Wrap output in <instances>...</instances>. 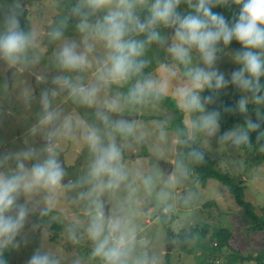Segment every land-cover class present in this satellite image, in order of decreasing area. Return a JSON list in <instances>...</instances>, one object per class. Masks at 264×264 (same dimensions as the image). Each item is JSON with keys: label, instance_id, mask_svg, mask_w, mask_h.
<instances>
[{"label": "rangeland", "instance_id": "374dc122", "mask_svg": "<svg viewBox=\"0 0 264 264\" xmlns=\"http://www.w3.org/2000/svg\"><path fill=\"white\" fill-rule=\"evenodd\" d=\"M196 2L193 0V4ZM152 3L154 0H147L145 5L136 7L140 22L150 18ZM188 6L185 4L179 13L184 15ZM20 7L29 19L27 35L32 42L16 63L0 58V173L13 174L21 162L31 168L46 159L51 148L62 164L64 176L55 192L40 190L20 197L19 202L30 211L24 228L7 245L12 248L7 264H28L37 250L49 254L59 264H104L93 255L95 244L88 236V228L98 213L105 226L104 235L109 234L110 223L118 219L121 229L113 237L131 238L128 264H196L197 245L192 244L191 253L182 252L168 238V231H189L201 223L230 231L228 247L223 251L226 256L235 251L255 254L263 248L264 233L247 229L249 222L243 208L226 184L214 176H208L202 184L198 181L192 170L190 150L179 143V136L169 128L174 114L160 99H170L181 108L191 143L214 161L217 170L241 179L244 198L261 215L264 162L256 164L241 149L233 148L234 138L222 139L225 133L234 130L221 133L219 127L210 136L193 127L203 115L213 110L220 113L222 104L231 96L252 103L247 91L229 83L219 89L218 97L205 103L203 89L198 91L203 111L181 107L177 89L190 86L186 72L206 66L196 49L191 50V62L187 65L174 59L169 48L174 43L175 30L163 25L155 28L161 39L145 44L143 55L138 58L145 66L139 73L126 82L104 83L99 77L105 66H110V49L98 37L95 25L108 9L89 14L85 0H75L73 6H60L54 0H0V34L4 33L9 17L15 16L20 26L16 15ZM145 10L149 13L142 14ZM85 16L92 27L82 32L78 25ZM57 30L62 35L54 39L50 34ZM125 39L146 41L147 31H132ZM65 44L76 45L77 52L86 55L88 63L84 68L71 71L59 66L58 54ZM218 49L214 66L231 81L233 71L241 68L235 59L238 48L221 42ZM58 77L86 88L97 86L95 102H82ZM165 78L166 93L152 91L139 103L130 98L129 92L138 82L151 79L159 83ZM44 92L48 94L47 111L55 114L54 120L47 124L42 123L46 114L42 103ZM66 122L71 125L70 131L64 127ZM117 122L126 125L127 130H118ZM93 128L103 145L114 140L120 149L125 179L118 187L100 190L90 176L96 153L90 149L86 136ZM29 151L34 155L25 159L23 153ZM107 179L104 177L105 182ZM213 201L214 205L204 206Z\"/></svg>", "mask_w": 264, "mask_h": 264}, {"label": "clouds", "instance_id": "9594fccd", "mask_svg": "<svg viewBox=\"0 0 264 264\" xmlns=\"http://www.w3.org/2000/svg\"><path fill=\"white\" fill-rule=\"evenodd\" d=\"M147 0H85L89 14H95L102 9H108L102 21L95 25L98 37L106 41V47L110 49L108 60L110 66H105L100 80L104 83L126 82L132 75L137 74L145 66V62L138 58L143 55L145 44L161 39L155 31L157 25L174 28V43L169 51L174 59L182 64H189L190 52L196 49L206 67L189 69L186 75L190 78V86L177 89L180 98V106L189 110L200 109L203 111L201 97L198 91L208 88L222 89L229 83L238 88L251 92L252 99L256 103H264V96L258 95L261 91L260 78L264 76V0H234L240 5L238 20L229 24L225 17L213 12L212 7L220 0H187L190 8H194L195 15L189 13L181 15L177 11L181 0H154L150 8V18L146 22H140L135 14L137 6L145 5ZM79 12V8L76 9ZM92 27L87 16L79 23L80 31H86ZM132 31L144 33L147 31L146 41L125 39ZM54 39L62 35L57 30L51 33ZM235 39L240 43L243 51L236 53V62L241 64L239 70L233 71L231 81L226 80L225 75L215 68L217 60L218 45H229ZM32 38L19 29V22L15 16L9 17L5 22V31L0 34V58L9 63H16L25 54ZM59 66L63 69L78 71L84 68L88 61L83 53L76 50V45L65 44L58 54ZM247 73V76L245 74ZM175 76V72L170 73ZM63 80V86L70 87L74 96H79L82 102L92 104L99 88L93 86L86 88L83 85L71 84L67 79ZM168 79L165 78L157 83L151 79L138 82L129 92L134 102H142L145 95L152 91L166 93ZM55 95V93H53ZM205 103L212 102L211 96L204 97ZM42 103L45 115L42 123H51L55 114L47 111L49 108L48 94H42ZM248 100L241 98L239 111H246ZM220 113L213 110L200 117L199 123L193 124L208 135H214L219 130ZM107 120V117H105ZM65 129L71 130V125L66 122ZM249 130L259 127L251 119L247 120ZM116 128L120 131L127 130L122 122H117ZM234 138V143L248 141L249 137L243 130L225 133L222 139ZM86 140L92 152L96 153L90 176L97 181L96 188L103 190L105 187H118L119 182L125 179L122 172L121 152L114 140L107 146L103 145L101 137L96 129H89ZM49 155L42 162H37L31 168H26L21 162L17 170L11 175L0 173V248L11 244L16 236L24 228L29 215L26 204L19 202L22 195H28L40 190L49 193L55 192L61 186L64 173L60 162L56 159L51 148ZM33 151L23 153L25 159H31ZM190 155L201 158V154L193 151ZM104 177H108L105 182ZM48 203H51L49 200ZM110 232L104 235L105 226L99 213L92 220L88 228V236L94 242L93 255L100 257L104 264H128L129 245L131 238L121 235L113 237L121 229L120 220H114L109 225ZM0 264H4L0 260ZM28 264H59L47 253L37 250L28 261Z\"/></svg>", "mask_w": 264, "mask_h": 264}, {"label": "trees", "instance_id": "16d2710c", "mask_svg": "<svg viewBox=\"0 0 264 264\" xmlns=\"http://www.w3.org/2000/svg\"><path fill=\"white\" fill-rule=\"evenodd\" d=\"M54 1L60 6L75 5V0ZM185 4H188L187 0H181L177 11H181ZM240 10L241 6L236 5L234 0H220L219 3L212 7V11L223 15L230 25L238 20ZM147 13H149V11L145 10L142 14ZM189 13L195 15L194 8L188 6L183 12L184 15ZM16 15L21 21L19 29L27 34L30 24L25 9L21 7L17 8ZM230 45L237 47L238 52L243 51L242 46L235 39L232 40ZM245 76H247V73ZM260 84L262 87L258 95L264 96V76L260 78ZM247 94L252 98L253 94L251 92L247 91ZM219 95V90L208 88L206 86L203 90L202 99L208 96L214 98ZM160 99L170 107V110L174 114L172 117L174 119L170 123L168 122V125L169 128L179 136V143H182V145L184 144V146L186 144L190 150V154L193 151L201 154V158H195L189 154L191 162L194 163L192 165V170L196 172L197 177L200 179L198 181L202 184L208 176H214L226 184L228 191L234 196L237 204L243 208V215L249 222L247 229L249 231L258 230L264 233V210H262L263 214L258 215L251 203L244 198V184L241 179H233L227 173L217 170L214 167V161L209 160L207 155L197 148L196 144L191 143L192 141L189 139V132L183 122L184 115L181 108L170 99L163 97H160ZM239 101L240 98L237 95L231 96L224 101L220 110L219 127L221 133L233 130L237 131L238 129L246 132L249 137L248 141L239 144L234 143L233 148L241 149L252 162L259 164L264 162V103L258 104L255 101L247 103L246 111L241 113L239 111ZM248 119H251L253 123L258 124L259 127L255 130H249L247 127ZM214 204L215 202L213 201L205 203L204 206ZM230 235V231L225 227H212L203 223L198 224L189 231L180 230L177 233H171L168 231V238L173 239L176 247L182 252L191 253L190 249L192 244L197 245V248H195L196 251H198V253H196V264H235L237 261H255L256 264H264V246L255 254L243 255L235 251L226 256L223 251L228 247V239ZM11 252V246L0 248V260H3L4 264H7ZM221 259L224 260L220 262Z\"/></svg>", "mask_w": 264, "mask_h": 264}, {"label": "flooded vegetation", "instance_id": "af4514ba", "mask_svg": "<svg viewBox=\"0 0 264 264\" xmlns=\"http://www.w3.org/2000/svg\"><path fill=\"white\" fill-rule=\"evenodd\" d=\"M61 167H62V164H61Z\"/></svg>", "mask_w": 264, "mask_h": 264}]
</instances>
